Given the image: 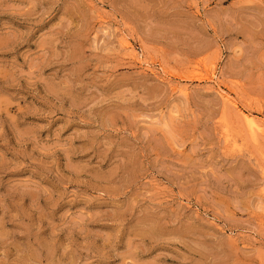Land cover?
Returning <instances> with one entry per match:
<instances>
[{
  "label": "rangeland",
  "instance_id": "rangeland-1",
  "mask_svg": "<svg viewBox=\"0 0 264 264\" xmlns=\"http://www.w3.org/2000/svg\"><path fill=\"white\" fill-rule=\"evenodd\" d=\"M247 112L264 0H0V264H264Z\"/></svg>",
  "mask_w": 264,
  "mask_h": 264
},
{
  "label": "bare ground",
  "instance_id": "bare-ground-1",
  "mask_svg": "<svg viewBox=\"0 0 264 264\" xmlns=\"http://www.w3.org/2000/svg\"><path fill=\"white\" fill-rule=\"evenodd\" d=\"M211 79V78H210ZM220 87V86H219ZM224 91V90H223ZM228 95V94H227ZM223 96V95H222ZM228 97V96H227ZM229 99V98H228ZM228 101V100H227ZM239 110V108H238ZM247 111V110H246ZM243 112V111H242ZM243 119L246 122L247 125V129L248 132L252 135L255 136L257 133L260 134V132H264V121L263 120H259V119H255L254 117H252V115L248 112L247 114H243ZM264 118V117H263ZM258 136V135H257ZM256 136V137H257ZM258 140V138H257ZM256 140V141H257ZM264 160V159H263Z\"/></svg>",
  "mask_w": 264,
  "mask_h": 264
}]
</instances>
